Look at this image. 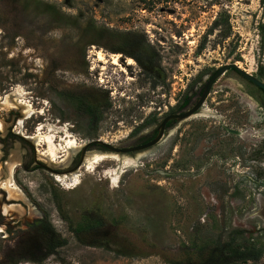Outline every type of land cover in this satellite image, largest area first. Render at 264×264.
I'll list each match as a JSON object with an SVG mask.
<instances>
[{
	"label": "rangeland",
	"instance_id": "rangeland-1",
	"mask_svg": "<svg viewBox=\"0 0 264 264\" xmlns=\"http://www.w3.org/2000/svg\"><path fill=\"white\" fill-rule=\"evenodd\" d=\"M229 63L264 80V0H0V99L18 98L0 108V167L14 162L15 182L39 213L3 215V203L18 201L0 190V264H196L232 239L264 250V167L237 165L235 154L232 167L217 156L205 169H172L161 142L91 171L81 165L69 188L38 155L51 147L60 161L66 135L77 144L126 141L161 106L167 78L177 93ZM239 83L225 74L216 85L249 112L248 131L234 137L233 152L242 153L264 143V116L234 93ZM20 100L31 105L29 116ZM171 157L177 162L178 152ZM119 168L113 186L106 173ZM48 240L52 254L26 259L39 257ZM251 264H264V253Z\"/></svg>",
	"mask_w": 264,
	"mask_h": 264
},
{
	"label": "flooded vegetation",
	"instance_id": "flooded-vegetation-1",
	"mask_svg": "<svg viewBox=\"0 0 264 264\" xmlns=\"http://www.w3.org/2000/svg\"><path fill=\"white\" fill-rule=\"evenodd\" d=\"M95 53L96 51L92 52L94 56ZM127 55L135 57L134 53L129 51ZM108 56L110 59V55ZM125 61L127 63L126 55ZM133 62L136 64L135 61ZM220 67L211 69L205 74H200L193 82L182 87V90L178 88L177 93L174 92L176 89L174 87L175 82L167 78V83L163 87L164 92L161 106L155 103L157 107H152V112L141 124H138L132 130L131 135L126 141L112 144L101 138L96 139L114 145L118 149H128L148 142L161 133L159 140L151 147L145 150L127 151L119 154L143 152L155 148L162 142L164 144L162 153L165 161L172 163V169H205L216 165L217 156H219L223 165L232 167L235 160L228 158L231 154H235L237 160H239L237 165H242L246 168H263V142H260L258 145L252 143V146L249 144L244 145L245 150L242 153L233 152L234 137H242L249 129V112L238 104L237 100H235L236 97H232L225 88L216 85L217 81L225 74L236 78L240 83L239 89L235 90L234 93H238V95L243 94L246 98L252 99L262 110L264 116V89L244 76L242 72L264 81L258 74H250L241 69L239 65H237L239 70L228 66L212 82L203 101L197 105L203 95L207 81ZM215 87L219 88L216 90ZM230 96L231 99H228ZM187 112H189L188 115L180 116ZM218 113H220L222 120L218 118ZM262 137L264 138V136ZM96 139L82 144L80 150L77 152L76 162L78 161L82 147ZM91 148L111 152L103 146L90 144L86 147L85 153ZM175 151L178 152L177 162H174L171 157Z\"/></svg>",
	"mask_w": 264,
	"mask_h": 264
},
{
	"label": "bare ground",
	"instance_id": "bare-ground-1",
	"mask_svg": "<svg viewBox=\"0 0 264 264\" xmlns=\"http://www.w3.org/2000/svg\"><path fill=\"white\" fill-rule=\"evenodd\" d=\"M96 59L97 61H106L105 54L102 50L96 51ZM118 54H112L110 56L111 63L112 64H119L118 62ZM132 62L131 58H128L127 63L130 64ZM4 98L0 99V108L4 110H8L10 106L14 103V101H17V97L15 94L9 93L3 96ZM21 104V111L25 116H29L32 112V107L29 103L22 102V100L19 101ZM16 103V102H15ZM12 107V106H11ZM3 121V120H2ZM19 123L21 121L19 120ZM0 128L4 129V126L0 124ZM41 133H38L34 141L37 146L41 145V140H44V136L40 135ZM66 134V132H65ZM48 143H50V140H46ZM82 144H77L69 135L65 136L64 143L62 145L63 154L60 161H57V157H55L56 153L54 149L49 147L46 151H38L39 157L46 159L49 164H53V168L62 169L61 173H56L54 177L57 179V181H61L65 187H71L74 186L78 182V172L77 171H68L65 172L66 168L69 167L70 161L72 157L80 150ZM124 159H128L127 155H123ZM12 159V158H11ZM106 159H112L114 161L120 162L121 156L118 155L116 152H107V151H88L85 153L82 166H85L89 169V171L94 170L97 164L100 162L106 160ZM39 160V159H38ZM14 162L12 161H5L4 166L6 170L3 171V167H0V190L3 192V198L5 195L6 201L14 200L18 201V203H12V202H5L2 205V214L6 216H11L12 212H18L19 214H30L33 216H38L39 213L37 210H35L34 206L30 203V201L26 198L25 194L22 192V190L19 188V186L16 184L14 179ZM19 162L16 161L15 164H18ZM49 166V165H48ZM120 168L117 170H113L111 172H107L106 174H109V180L111 184L114 186V183H116L118 178V172ZM3 173L5 175L3 176ZM22 202V203H19Z\"/></svg>",
	"mask_w": 264,
	"mask_h": 264
},
{
	"label": "trees",
	"instance_id": "trees-1",
	"mask_svg": "<svg viewBox=\"0 0 264 264\" xmlns=\"http://www.w3.org/2000/svg\"><path fill=\"white\" fill-rule=\"evenodd\" d=\"M83 108L91 117L95 115L94 110L90 106L84 105ZM17 137L24 141L22 137ZM45 228L46 232H49L50 234L53 233L48 223H46ZM49 241L50 240L47 241L48 243L39 257L31 254L30 256H27L26 259L31 262L40 263L45 257L52 254L56 245ZM263 253V248L256 244L236 242L232 239L212 245L205 255L201 256L202 258L196 264H251L258 261ZM176 264H181V262Z\"/></svg>",
	"mask_w": 264,
	"mask_h": 264
},
{
	"label": "water",
	"instance_id": "water-1",
	"mask_svg": "<svg viewBox=\"0 0 264 264\" xmlns=\"http://www.w3.org/2000/svg\"><path fill=\"white\" fill-rule=\"evenodd\" d=\"M228 66H231V67H234L235 69H238L237 65L235 63H231L230 65H223L221 66L215 73L214 75L207 81L206 83V86H205V90L203 92V95L201 96L200 100L198 101L197 105H199L204 97L206 96V94L208 93L209 91V88L212 84V82L223 72V70L225 68H227ZM239 70V69H238ZM242 72V71H240ZM242 74L244 76H246L247 78H249L252 82H254L255 84H257L260 88L264 89V81L260 80V79H257L247 73H244L242 72ZM188 115L189 112L185 113V114H181L180 116H184V115ZM163 125V123H162ZM160 135L161 133H159L154 139L148 141V142H145L141 145H138V146H135V147H131V148H128V149H118L117 147H115L114 145H111V144H108V143H105L99 139H96V140H93L87 144H85L81 151H80V154H79V158H78V161L75 163L74 166H72L70 169H67L65 172H68V171H73V170H76L78 169L82 162H83V158H84V154H85V150H86V147L90 144H96V145H99V146H103L105 148H107L109 151L111 152H116V153H122V152H127V151H140V150H145L149 147H151L152 145H154L160 138ZM47 166V165H46ZM48 170H50L51 172H54V173H61L62 172V169H58V168H50V167H47Z\"/></svg>",
	"mask_w": 264,
	"mask_h": 264
}]
</instances>
